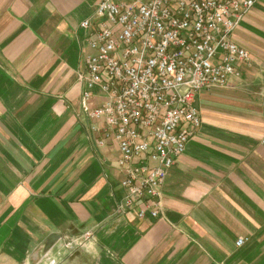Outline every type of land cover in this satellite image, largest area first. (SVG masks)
I'll return each mask as SVG.
<instances>
[{"label": "crops", "instance_id": "0c3cea01", "mask_svg": "<svg viewBox=\"0 0 264 264\" xmlns=\"http://www.w3.org/2000/svg\"><path fill=\"white\" fill-rule=\"evenodd\" d=\"M96 1L0 0V264H264V0L231 32L249 62L196 93L156 217L119 211L118 146L82 98Z\"/></svg>", "mask_w": 264, "mask_h": 264}, {"label": "built area", "instance_id": "2783aa9c", "mask_svg": "<svg viewBox=\"0 0 264 264\" xmlns=\"http://www.w3.org/2000/svg\"><path fill=\"white\" fill-rule=\"evenodd\" d=\"M255 1L97 0L80 22L90 49L82 98L89 116L104 122L97 144L118 146L119 211L139 206L138 216L147 209L157 216L164 178L201 125L196 93L226 86L250 60L231 32ZM73 243L83 244L63 241ZM38 263L56 264L49 250Z\"/></svg>", "mask_w": 264, "mask_h": 264}]
</instances>
